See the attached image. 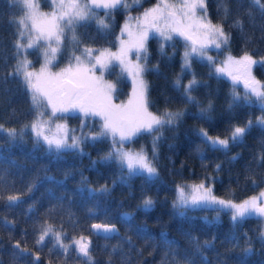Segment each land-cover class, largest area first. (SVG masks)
<instances>
[{
  "label": "trees",
  "instance_id": "trees-1",
  "mask_svg": "<svg viewBox=\"0 0 264 264\" xmlns=\"http://www.w3.org/2000/svg\"><path fill=\"white\" fill-rule=\"evenodd\" d=\"M154 1L91 8L94 17L62 30L54 65H66L84 48H113L124 14ZM43 5L50 6L49 0ZM23 10L19 1L0 0V125L14 129L28 125L40 109L47 113L16 71ZM204 12L225 35L218 47L208 48L212 61L192 55L186 69L180 57L185 41L154 34L145 41L146 106L166 120L123 145L143 151L153 174L128 173L105 158L115 140L104 131L86 141L85 150L53 151L28 130L20 139L0 130V264H264L263 217L175 203L177 187L190 183L209 185L215 196L232 201L264 185V124L251 122L232 134L264 115V107L235 96L234 84L213 72L224 53L256 57L252 73L264 94V0H204ZM106 76L114 99L124 98V74L111 67ZM62 117L68 124L80 121L71 113ZM87 124L100 129L97 118ZM205 133L225 142L211 143ZM94 221L114 223L118 233H94ZM48 230L59 232L61 243ZM80 236L86 241L83 253L69 243Z\"/></svg>",
  "mask_w": 264,
  "mask_h": 264
},
{
  "label": "rangeland",
  "instance_id": "rangeland-1",
  "mask_svg": "<svg viewBox=\"0 0 264 264\" xmlns=\"http://www.w3.org/2000/svg\"><path fill=\"white\" fill-rule=\"evenodd\" d=\"M16 1L24 7L19 17L17 46L20 53L16 71L25 79L33 102H43L47 113L43 114L40 109V113L22 129L0 125V130L12 139L22 138L28 130L36 141L53 151L68 148L85 150L84 143L94 140L104 131L115 140L105 158L115 159L126 167L128 173L139 171L153 174L154 169L143 151L123 145L139 130L166 120L146 106L145 81L142 77L145 41L152 34L163 40L175 35L185 41L180 57L181 65L186 69L190 67L192 55L212 61L214 56L208 48L218 47L225 35L217 24L206 17L204 0H156L141 10L128 11L119 25L113 48H84L64 66L54 65L62 30L71 28L77 21L95 16L86 0H49L50 6L43 5V0ZM36 55L39 60L34 63ZM258 61V58L248 54L224 53L213 62V72L234 84L237 88L235 96L255 100L264 107V94L259 80L252 73V67ZM111 67L119 69L129 81L128 92L122 99L113 97L114 85L106 76ZM62 77L69 78L75 85L67 111L60 100ZM65 113L78 115V124H68L66 118L62 117ZM92 118H97L99 131L86 129L90 127L91 124L87 123ZM251 122L264 124V115L248 119L232 134L239 135ZM205 135L209 142L215 144H222L226 139L208 133ZM175 203L180 208H224L236 217L256 215L264 218V185L256 192L232 201L215 196L209 185L190 183L187 187H177ZM48 232L61 243L59 232ZM69 243L82 253L86 251L84 237H74Z\"/></svg>",
  "mask_w": 264,
  "mask_h": 264
},
{
  "label": "water",
  "instance_id": "water-1",
  "mask_svg": "<svg viewBox=\"0 0 264 264\" xmlns=\"http://www.w3.org/2000/svg\"><path fill=\"white\" fill-rule=\"evenodd\" d=\"M123 0H86L87 5L95 10H104L119 6ZM60 100L65 111L68 109L70 97L74 92L75 85L67 77H62L61 81ZM90 230L94 233L110 236L113 233H118V228L114 223H104L94 221L90 224Z\"/></svg>",
  "mask_w": 264,
  "mask_h": 264
}]
</instances>
